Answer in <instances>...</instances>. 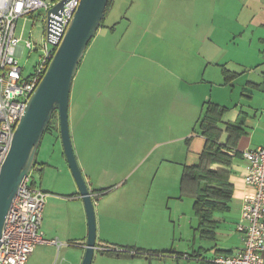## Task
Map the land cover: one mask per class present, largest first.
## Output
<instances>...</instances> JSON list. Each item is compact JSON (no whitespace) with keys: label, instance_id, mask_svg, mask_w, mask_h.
<instances>
[{"label":"rangeland","instance_id":"1","mask_svg":"<svg viewBox=\"0 0 264 264\" xmlns=\"http://www.w3.org/2000/svg\"><path fill=\"white\" fill-rule=\"evenodd\" d=\"M160 2L116 0L105 16V28L94 36L73 80L68 115L72 144L82 175L91 188L98 190L95 205L99 203V209L108 216L113 211V219L118 216L124 226L121 236L129 242L123 244L138 243L183 255L199 250L205 261H210V250L228 251L220 255H229L241 245L236 224L242 204L232 199L230 210L215 217L219 231L215 240H206L197 231L193 199L179 197L183 158L179 154L185 152L189 122L186 114H191L192 106L187 86L171 82L185 64L184 41L173 36L180 28L177 20L152 13ZM143 7H147L145 13ZM43 29V10L17 22L15 36L20 39L19 45L30 41L33 46L31 52L24 48L17 58L24 75L33 72L41 55L34 49L43 45ZM108 68L103 81L111 85L103 90L109 99L98 101L88 110L85 104L89 93H85L83 85L89 76ZM96 110L101 112L94 114ZM55 140L46 133L36 158L51 166L52 176L46 180L54 190H48L61 192L67 190L65 175L73 178L65 163L58 161L62 148L60 141L54 145ZM31 174L39 184L40 173L32 170ZM42 252L38 245L36 254ZM175 255L142 261L115 258L108 264H199L195 259H176ZM95 256L97 264H103Z\"/></svg>","mask_w":264,"mask_h":264},{"label":"crops","instance_id":"2","mask_svg":"<svg viewBox=\"0 0 264 264\" xmlns=\"http://www.w3.org/2000/svg\"><path fill=\"white\" fill-rule=\"evenodd\" d=\"M115 2L116 0H112L105 16ZM146 8L143 7L142 13H145ZM152 13L177 20L180 28L173 32V36L184 41L185 64L180 68L181 71H176L171 80L173 85L187 86L191 96V114H186L189 122L188 136L184 139L185 152L179 154V157H183L182 170L184 166L195 165L202 150L204 138L195 133V130L205 104H216L224 108L218 124L222 131L221 142L227 139L228 125L235 126L240 131L234 148L236 155L232 158L229 169V181L233 186L232 199H239L242 204L243 196L250 193L242 179L246 165L242 152L255 150L264 143V0H161ZM107 73L109 68L102 69L96 75L99 80L96 85L104 83ZM104 84L108 87L111 85L108 82ZM108 99L105 92L94 96L89 94L88 101L86 100L88 110L98 101L105 102ZM103 106L105 107L104 104ZM101 110L94 111V114ZM91 113L93 114V110ZM54 145L58 146L57 141ZM61 152L63 151L60 150L58 161L65 163L67 167ZM39 163L44 164L38 170L40 182L37 184L34 179L32 187L47 194L40 230L43 238L55 241L56 244H38L43 248V254H36L37 245L25 264H81L87 237V218L75 182L64 174L67 177V190L51 191L54 190V185L50 187L46 180L52 176L53 172L49 170L51 166L46 162ZM67 171L69 172L68 167ZM56 173L59 174L57 171ZM85 182L94 206L96 244L111 246L116 250L114 257L95 252L92 264L98 263L95 255L101 259L100 262L108 264L110 259L115 258L142 261L162 257H156V252H173L146 248L138 243H134L136 246L123 244L129 241L121 236L124 226L121 225L119 217L113 219V211L108 216L99 209V203L95 205L96 193L86 179ZM218 232L217 221L215 235ZM240 241L241 245L231 250L229 255L242 249L243 243L241 239ZM138 250L146 252L145 255L135 256V251ZM210 251V259L221 253L228 254V251H219L216 248ZM119 254H123L122 257H118ZM192 255L201 257V262L206 260L199 250L193 251Z\"/></svg>","mask_w":264,"mask_h":264},{"label":"built area","instance_id":"3","mask_svg":"<svg viewBox=\"0 0 264 264\" xmlns=\"http://www.w3.org/2000/svg\"><path fill=\"white\" fill-rule=\"evenodd\" d=\"M58 1L0 0V168L26 103L43 78L79 5V0H68L62 11L49 14L48 20L47 12ZM40 10L44 11L43 45L34 51L39 50L41 55L33 72L24 75L17 58L24 48L31 52L33 46L30 41L20 46L15 30L20 19L26 20ZM228 155L234 157L235 152L229 151ZM242 158L246 163L242 179L250 190L243 196L236 224L243 246L236 254L216 256L210 260L213 264H264V143L255 150L243 151ZM31 171L22 178L6 215L0 237V264H25L38 244H56L42 236L40 226L47 194L30 186ZM107 249L108 246L96 245L95 252Z\"/></svg>","mask_w":264,"mask_h":264},{"label":"water","instance_id":"4","mask_svg":"<svg viewBox=\"0 0 264 264\" xmlns=\"http://www.w3.org/2000/svg\"><path fill=\"white\" fill-rule=\"evenodd\" d=\"M68 0H59L47 12L58 15ZM109 0H79V5L46 72L26 103L13 132L10 149L0 168V237L18 186L36 158L46 127L54 113L58 116L59 139L65 162L82 199L87 218V237L81 264H92L96 249V221L91 193L74 153L69 100L78 66L89 43L101 27ZM48 34H51L48 31ZM50 38L48 37V40Z\"/></svg>","mask_w":264,"mask_h":264},{"label":"trees","instance_id":"5","mask_svg":"<svg viewBox=\"0 0 264 264\" xmlns=\"http://www.w3.org/2000/svg\"><path fill=\"white\" fill-rule=\"evenodd\" d=\"M111 3L112 0H109L105 14ZM100 28H104L103 21ZM96 78L97 76H89V80L83 85L85 93L94 96L100 92H104L103 87H105V84L96 85V82L99 81ZM88 84L90 88H88ZM95 90L97 91L95 92ZM85 108H89L88 103L85 104ZM224 111V108L216 104H205L200 114V118L198 119V126L195 130V133L204 138L202 150L195 165L183 167L179 180V197H191L193 199V213L198 220L197 231L199 232L200 237L206 240H215V232L217 229V221L215 217L218 214H223L230 210V203L233 198V186L229 181V169L233 157L229 156L228 152H235L234 148L236 147L240 131L237 127L228 125L226 127V132L228 134L227 139L225 142H221L222 131L218 127V124L221 121ZM46 133L53 135L54 138L57 139L55 141H60L57 113L53 114L49 125L45 129L44 135ZM61 154L64 157L62 152ZM43 165L44 164L37 162V158H35L33 170L37 172ZM32 181L34 182V177H32ZM32 181L30 186L33 185ZM94 192L96 193L98 190H94ZM115 252L116 250H114L113 247L108 246L106 251L100 253L105 256L114 257L116 255ZM145 253L146 252L144 251L138 250L135 251V256L145 255ZM156 253V257L165 254L175 255V253L170 251ZM122 255L123 254H119L118 257H122ZM193 255L177 254L175 255V258H185L187 260L195 259L200 261V264H213L209 260H202L201 262V257Z\"/></svg>","mask_w":264,"mask_h":264}]
</instances>
